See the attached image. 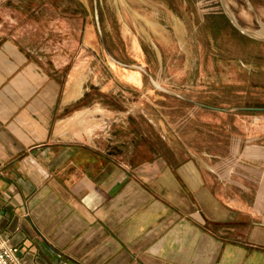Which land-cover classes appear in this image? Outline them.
I'll return each instance as SVG.
<instances>
[{
	"label": "crops",
	"instance_id": "1",
	"mask_svg": "<svg viewBox=\"0 0 264 264\" xmlns=\"http://www.w3.org/2000/svg\"><path fill=\"white\" fill-rule=\"evenodd\" d=\"M73 73L0 42V236L20 264H264V223L207 163L138 152L114 108H75Z\"/></svg>",
	"mask_w": 264,
	"mask_h": 264
},
{
	"label": "rangeland",
	"instance_id": "2",
	"mask_svg": "<svg viewBox=\"0 0 264 264\" xmlns=\"http://www.w3.org/2000/svg\"><path fill=\"white\" fill-rule=\"evenodd\" d=\"M4 40L76 71L78 107L114 108L141 154L145 141L203 160L223 198L264 223V112L236 111L264 109V0H0Z\"/></svg>",
	"mask_w": 264,
	"mask_h": 264
},
{
	"label": "built area",
	"instance_id": "3",
	"mask_svg": "<svg viewBox=\"0 0 264 264\" xmlns=\"http://www.w3.org/2000/svg\"><path fill=\"white\" fill-rule=\"evenodd\" d=\"M0 264H20L17 248L11 246L0 236Z\"/></svg>",
	"mask_w": 264,
	"mask_h": 264
},
{
	"label": "water",
	"instance_id": "4",
	"mask_svg": "<svg viewBox=\"0 0 264 264\" xmlns=\"http://www.w3.org/2000/svg\"><path fill=\"white\" fill-rule=\"evenodd\" d=\"M242 34L248 36V37H251L247 34H245L244 32H242ZM255 39V38H254ZM171 94V93H170ZM174 95V94H173ZM181 98L182 100H185L186 102L192 104V105H195L199 108H203V109H207V110H211V111H217V112H221V113H228L231 111V109H217V108H212V107H208V106H204V105H201V104H197V103H194L188 99H185L183 97H179ZM236 111L238 112H264V109H247V108H239V109H236Z\"/></svg>",
	"mask_w": 264,
	"mask_h": 264
},
{
	"label": "trees",
	"instance_id": "5",
	"mask_svg": "<svg viewBox=\"0 0 264 264\" xmlns=\"http://www.w3.org/2000/svg\"><path fill=\"white\" fill-rule=\"evenodd\" d=\"M78 105H80V104L75 105V107H78Z\"/></svg>",
	"mask_w": 264,
	"mask_h": 264
}]
</instances>
